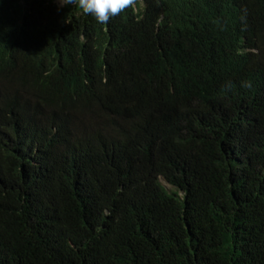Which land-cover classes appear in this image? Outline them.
I'll return each mask as SVG.
<instances>
[{
	"label": "trees",
	"instance_id": "1",
	"mask_svg": "<svg viewBox=\"0 0 264 264\" xmlns=\"http://www.w3.org/2000/svg\"><path fill=\"white\" fill-rule=\"evenodd\" d=\"M0 264H264V0H0Z\"/></svg>",
	"mask_w": 264,
	"mask_h": 264
},
{
	"label": "clouds",
	"instance_id": "2",
	"mask_svg": "<svg viewBox=\"0 0 264 264\" xmlns=\"http://www.w3.org/2000/svg\"><path fill=\"white\" fill-rule=\"evenodd\" d=\"M132 2L133 0H59L61 7L78 4L85 14L93 15L101 24L107 23Z\"/></svg>",
	"mask_w": 264,
	"mask_h": 264
},
{
	"label": "rangeland",
	"instance_id": "3",
	"mask_svg": "<svg viewBox=\"0 0 264 264\" xmlns=\"http://www.w3.org/2000/svg\"><path fill=\"white\" fill-rule=\"evenodd\" d=\"M55 3H56L58 6H60V4H59V0H55ZM160 182H161L162 185H164V186L168 189L169 192L174 191V189L171 188V186H170L165 180L160 179Z\"/></svg>",
	"mask_w": 264,
	"mask_h": 264
}]
</instances>
